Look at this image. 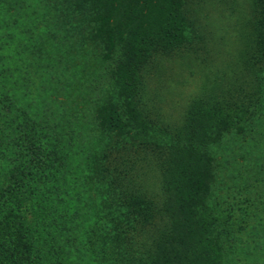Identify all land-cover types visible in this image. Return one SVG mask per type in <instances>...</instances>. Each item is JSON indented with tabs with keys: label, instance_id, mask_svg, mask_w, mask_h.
I'll use <instances>...</instances> for the list:
<instances>
[{
	"label": "rangeland",
	"instance_id": "rangeland-1",
	"mask_svg": "<svg viewBox=\"0 0 264 264\" xmlns=\"http://www.w3.org/2000/svg\"><path fill=\"white\" fill-rule=\"evenodd\" d=\"M72 1L0 0V211L14 207L19 169L44 170L43 190L18 199L10 219L24 220L34 264H155L153 219L182 213L165 209L164 182L186 153L207 181L188 205L193 244L182 246L222 244L217 264H264V0H179L184 40L137 61L131 116L115 78L123 43L106 49L89 6L58 11ZM111 99L120 132L100 123ZM15 107L46 134L45 152L19 144ZM127 195L143 206L119 222L116 197Z\"/></svg>",
	"mask_w": 264,
	"mask_h": 264
},
{
	"label": "trees",
	"instance_id": "trees-1",
	"mask_svg": "<svg viewBox=\"0 0 264 264\" xmlns=\"http://www.w3.org/2000/svg\"><path fill=\"white\" fill-rule=\"evenodd\" d=\"M68 4H61L58 11L63 13L68 10L69 13H76L85 9L86 6L92 9L94 33L103 38L107 50H111L116 41L123 43L122 57L116 66L115 78L118 100L131 116L130 96L137 87V61L155 43H164L173 47L184 40L185 23L184 17L180 13L179 0H74ZM5 105L7 106L6 95L0 91V106ZM14 111L17 118L16 125L20 128L18 135H23L19 144L26 154L30 152V147L25 144L26 142H30L33 147L45 152L46 145H48L44 140L46 134H38L41 130L35 127L34 121L21 109L15 107ZM100 123L108 131L115 129L120 132L123 130L124 122L119 119L118 105L115 100H108ZM52 147L50 150L52 161L59 163L58 150L55 149V146ZM171 162L173 163L164 182L169 194L165 209L170 208V205L173 208L180 205L182 208L173 210V212L182 211V213L178 215L175 213L171 218L156 216L153 219L154 233L150 235L151 244L148 245V249H145L147 260L158 263L165 259L169 264H217V260L226 253V249L222 251V244H214L208 248L204 245L202 248H198L200 240L195 248L185 249L182 246L185 243L193 244L194 239L190 234L195 229L191 223L189 211L194 205H188L202 199L201 194L206 191V177L190 153L182 156L177 155ZM55 168L54 170L57 171L59 166L56 165ZM17 173L14 185L7 191L9 192L8 198L14 202V207L5 214L3 210L0 211V239L3 233H7L6 238L0 240V264L35 263L31 257L33 252L31 243L25 237L27 231L24 220L20 219L17 226H14L16 221L11 224L10 219H13L18 210L19 204L16 203L18 199L25 201L28 198L32 201L40 194L38 192L43 190L42 186L37 187L36 185L44 182L45 172L43 170L38 173L40 179L36 178L30 170L23 173V170L19 169ZM12 176L11 172L10 177ZM135 196L127 195V199L125 196L116 197V206L122 207L121 211L118 210L119 222L129 220L132 217L131 213L139 214L143 205L135 200ZM25 210L26 208L23 207L22 212L26 213Z\"/></svg>",
	"mask_w": 264,
	"mask_h": 264
}]
</instances>
